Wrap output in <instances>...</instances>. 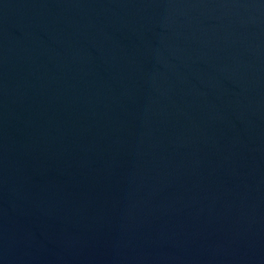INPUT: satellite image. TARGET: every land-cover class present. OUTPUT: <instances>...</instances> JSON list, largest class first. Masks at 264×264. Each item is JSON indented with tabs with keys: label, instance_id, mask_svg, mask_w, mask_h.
<instances>
[{
	"label": "water",
	"instance_id": "1",
	"mask_svg": "<svg viewBox=\"0 0 264 264\" xmlns=\"http://www.w3.org/2000/svg\"><path fill=\"white\" fill-rule=\"evenodd\" d=\"M0 226L63 264H264V0H0Z\"/></svg>",
	"mask_w": 264,
	"mask_h": 264
}]
</instances>
